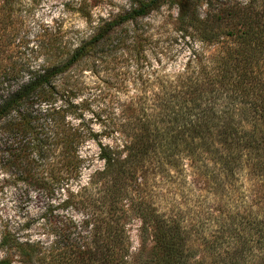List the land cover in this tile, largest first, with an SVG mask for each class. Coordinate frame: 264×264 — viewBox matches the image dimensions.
<instances>
[{
  "label": "trees",
  "instance_id": "1",
  "mask_svg": "<svg viewBox=\"0 0 264 264\" xmlns=\"http://www.w3.org/2000/svg\"><path fill=\"white\" fill-rule=\"evenodd\" d=\"M25 1L0 0V24L13 20L18 5L35 2ZM129 3L127 10L101 20L78 46L63 42L57 55L50 54L19 83L22 70L0 62V145L26 184L69 192L89 161L82 153L89 141H96L103 162L81 187L88 195L80 202L92 205L80 225L70 220L56 227L48 245L3 235L0 264H264L261 197L241 216L250 227L236 224L237 211L203 235L198 222L161 210L148 188L150 175L181 171L204 174L218 190L231 189L244 177L264 196V0ZM164 4L178 8L179 31L201 46L181 70L160 76L152 93L129 98L110 130L111 137L118 136L113 145L104 144L103 135L83 120L74 123L68 108L54 105L57 80L101 45L128 40L137 45L136 28L125 29ZM144 84L148 88V81ZM130 217L140 221L142 237L152 243L146 257L132 255Z\"/></svg>",
  "mask_w": 264,
  "mask_h": 264
},
{
  "label": "rangeland",
  "instance_id": "2",
  "mask_svg": "<svg viewBox=\"0 0 264 264\" xmlns=\"http://www.w3.org/2000/svg\"><path fill=\"white\" fill-rule=\"evenodd\" d=\"M217 1L246 4L250 0ZM129 5V0H35L31 6L18 5L13 20L3 26L0 24V62L14 64L22 70L19 83L50 54L57 55L63 42L68 41L72 48L78 46L93 35L101 20L122 13ZM205 10L203 6L199 12L202 14ZM177 15L175 5L164 4L125 29L136 28L137 45L133 46L134 41L128 40L125 45L113 47L106 43L98 47L57 80L52 98L54 105L68 108V119L74 123L83 120L95 133L103 135L99 138L104 144L113 145L118 135L111 137L110 130L118 122L129 98L152 93L160 76L181 70L193 50L201 46L199 41L183 37ZM145 81L148 88L143 86ZM6 151L7 148L0 145V239L7 234L48 245L54 241L56 227L70 220L82 222L92 204L80 202L88 195L81 187L88 184L96 170L103 168L96 141H89L82 149L89 161L80 181H74L69 192L56 186L49 191L29 186ZM148 188L161 210L179 211L186 220L198 222L203 235L214 231L219 223L227 224L229 215L237 211L240 218L236 224L250 227L241 216L260 197L264 205V196L258 194L255 182L244 177L233 183L231 189L218 190L202 173L194 176L191 172L172 171L162 176L150 175ZM140 225L137 218L130 217L127 230L132 255L146 257L152 243L142 237ZM227 241V236L220 239L224 246Z\"/></svg>",
  "mask_w": 264,
  "mask_h": 264
}]
</instances>
